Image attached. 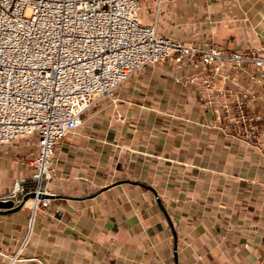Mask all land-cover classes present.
Segmentation results:
<instances>
[{
  "label": "crops",
  "instance_id": "obj_1",
  "mask_svg": "<svg viewBox=\"0 0 264 264\" xmlns=\"http://www.w3.org/2000/svg\"><path fill=\"white\" fill-rule=\"evenodd\" d=\"M136 1L144 24L179 41L264 42V0ZM195 75L145 65L115 101H94L56 145L53 197L31 229L28 207L0 214V264H264V155L217 128ZM36 154L33 137L0 146V200L20 199L17 179L33 190Z\"/></svg>",
  "mask_w": 264,
  "mask_h": 264
},
{
  "label": "built area",
  "instance_id": "obj_2",
  "mask_svg": "<svg viewBox=\"0 0 264 264\" xmlns=\"http://www.w3.org/2000/svg\"><path fill=\"white\" fill-rule=\"evenodd\" d=\"M165 62L193 70L217 128L264 155V42L227 50L179 41L144 24L136 0H0V146L33 137L37 147L29 161L33 190L25 191L24 179L11 188L16 203L35 194L22 206L29 230L50 203L37 196L50 195L57 143L82 125L94 101H115L131 73ZM238 76L245 81L238 91L217 85Z\"/></svg>",
  "mask_w": 264,
  "mask_h": 264
},
{
  "label": "water",
  "instance_id": "obj_3",
  "mask_svg": "<svg viewBox=\"0 0 264 264\" xmlns=\"http://www.w3.org/2000/svg\"><path fill=\"white\" fill-rule=\"evenodd\" d=\"M34 197H35L34 193L26 194L24 197L21 198V201L19 203H16L14 200H11V199L0 200V214H8V213H14V212L19 211L27 199L34 198ZM37 197L51 199L53 196L39 194Z\"/></svg>",
  "mask_w": 264,
  "mask_h": 264
},
{
  "label": "rangeland",
  "instance_id": "obj_4",
  "mask_svg": "<svg viewBox=\"0 0 264 264\" xmlns=\"http://www.w3.org/2000/svg\"><path fill=\"white\" fill-rule=\"evenodd\" d=\"M29 14H30V12H29V11H27L26 15H27V16H29Z\"/></svg>",
  "mask_w": 264,
  "mask_h": 264
}]
</instances>
